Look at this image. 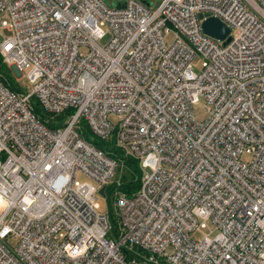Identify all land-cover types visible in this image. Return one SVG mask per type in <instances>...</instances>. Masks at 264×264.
Masks as SVG:
<instances>
[{"label": "built area", "instance_id": "1", "mask_svg": "<svg viewBox=\"0 0 264 264\" xmlns=\"http://www.w3.org/2000/svg\"><path fill=\"white\" fill-rule=\"evenodd\" d=\"M0 32L30 83L0 75V264H264V0H0ZM114 150L142 172L111 234Z\"/></svg>", "mask_w": 264, "mask_h": 264}, {"label": "rangeland", "instance_id": "2", "mask_svg": "<svg viewBox=\"0 0 264 264\" xmlns=\"http://www.w3.org/2000/svg\"><path fill=\"white\" fill-rule=\"evenodd\" d=\"M106 5H108L109 7H116L119 3L123 2L124 0H102ZM144 1H148L150 2V4L154 7H156L158 5V3L160 2V0H144ZM110 37V34L105 35L102 39H101V43L105 44L108 39ZM172 37H167V41L169 42L171 40ZM0 40H1V32H0ZM201 57L200 56H196L193 60H192V68L193 71L195 72H199L201 69ZM8 68L11 70L10 74L12 76V82L15 83L16 87H18L19 91L22 92H28L30 91V83L28 81V79L26 78V70H24L22 73H19L18 71H16L14 68H10V66L8 65ZM194 109V116L198 121H201L205 118L206 113H205V102L203 100V98H201L199 100L198 103H196L193 106ZM109 121L112 124H116L117 122V116L114 115H110L108 117ZM97 143L104 145V144H109L110 146H112L114 144V138H111L107 141H105L104 143H100L99 141H97ZM121 155L123 156V153L121 152ZM136 159V158H135ZM124 165L120 168V171H117L115 178H117L119 176V174L122 172ZM127 169L124 170V172L122 173V175L126 174ZM75 179L79 180V181H91L90 178H88L86 175L82 174L81 172H77L75 175ZM116 189L115 185H109L107 187L108 190V194H106L105 196H101L98 195V203H99V211L102 213H106L109 216L111 215L112 219H113V226L117 224V219H116V215H115V205H114V198L115 195L113 194V190ZM112 232V231H111ZM217 231L214 229V227L209 224L207 227L205 228H201L199 230H196L192 233V237L195 240H201L204 236H209L210 238H213L216 235ZM8 246L11 250L14 249L15 245H16V240L12 237L8 238Z\"/></svg>", "mask_w": 264, "mask_h": 264}, {"label": "trees", "instance_id": "3", "mask_svg": "<svg viewBox=\"0 0 264 264\" xmlns=\"http://www.w3.org/2000/svg\"><path fill=\"white\" fill-rule=\"evenodd\" d=\"M10 69L8 68V66L3 62L2 57L0 55V75H1V79L3 81V83L7 86L10 87V89L12 90H18V87H16L15 83L12 82V76L10 74ZM31 105H32V109L34 111V113H36L37 115L40 116V118H44V117H49L47 115V113H45L43 111L42 108H40V106L36 103V101L34 99L31 98ZM61 116H63V114L61 115H55L53 119L50 120V122L47 123V126L49 127H56L58 122V120L61 119ZM96 142V141H94ZM99 146L102 147L101 144H98ZM110 149V148H109ZM112 156H119L120 159H122V165H124L122 172L119 174V176L117 178H114L113 182L111 185H115L116 189L121 191V192H125L127 194H132L133 192H135L138 187H139V182H140V175H141V168L140 165L138 163V159L135 158H131V157H123L122 155L119 154V151L114 150L112 152ZM122 166L119 167V170ZM127 169L126 174L122 175V173L124 172V170ZM110 222L112 225V233H114L115 231V227L116 225L113 226V219L110 215Z\"/></svg>", "mask_w": 264, "mask_h": 264}, {"label": "water", "instance_id": "4", "mask_svg": "<svg viewBox=\"0 0 264 264\" xmlns=\"http://www.w3.org/2000/svg\"><path fill=\"white\" fill-rule=\"evenodd\" d=\"M202 26L206 34L218 39H224L229 33V29L218 19L213 17L206 19L203 22ZM228 40L229 38L227 37L225 42H227ZM99 194L101 196L105 195L104 187L99 190Z\"/></svg>", "mask_w": 264, "mask_h": 264}, {"label": "bare ground", "instance_id": "5", "mask_svg": "<svg viewBox=\"0 0 264 264\" xmlns=\"http://www.w3.org/2000/svg\"><path fill=\"white\" fill-rule=\"evenodd\" d=\"M0 42H1V40H0ZM17 91H19V90H17ZM221 171L225 172L226 174L228 173V167H227V165L225 163L222 164Z\"/></svg>", "mask_w": 264, "mask_h": 264}]
</instances>
